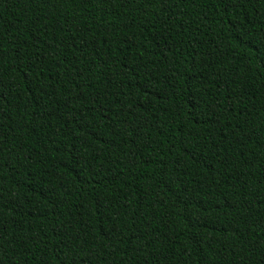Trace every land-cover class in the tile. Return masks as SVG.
<instances>
[{
	"label": "trees",
	"instance_id": "obj_1",
	"mask_svg": "<svg viewBox=\"0 0 264 264\" xmlns=\"http://www.w3.org/2000/svg\"><path fill=\"white\" fill-rule=\"evenodd\" d=\"M0 264H264V0H0Z\"/></svg>",
	"mask_w": 264,
	"mask_h": 264
}]
</instances>
